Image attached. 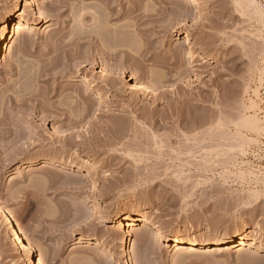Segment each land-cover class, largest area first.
<instances>
[{
	"label": "rangeland",
	"instance_id": "obj_1",
	"mask_svg": "<svg viewBox=\"0 0 264 264\" xmlns=\"http://www.w3.org/2000/svg\"><path fill=\"white\" fill-rule=\"evenodd\" d=\"M32 1L42 19L21 2L34 24L0 52V202L39 263L264 264V0ZM19 2L0 0V32ZM142 215L155 224L121 253ZM153 228L258 245L191 250ZM27 261L0 221V264Z\"/></svg>",
	"mask_w": 264,
	"mask_h": 264
},
{
	"label": "bare ground",
	"instance_id": "obj_2",
	"mask_svg": "<svg viewBox=\"0 0 264 264\" xmlns=\"http://www.w3.org/2000/svg\"><path fill=\"white\" fill-rule=\"evenodd\" d=\"M21 2H25L26 8L35 9L36 12H37L38 18L42 19V16H43L42 14L43 13H42L41 9L37 6V4L34 1H32V0H20V2L17 4L16 8L13 11V14L3 24L2 30L0 32V52H1V49L4 52H8L11 49V43L13 42V39L17 36L19 30L24 28V27H26L29 24L30 25L34 24V21H30L28 19L18 17L19 13L22 12V10H23ZM59 2L61 3V7H59L60 6ZM59 2L57 4H58L59 12H60V10L63 8V6H62L63 3H62V1H59ZM109 2H110V5L107 4V9L112 12L111 13L112 16H118L120 14L119 12L122 11L123 9H121L119 12L116 11L117 12L116 13V12L113 11V8L110 7V6L113 5V3L117 2V1H109ZM194 2L199 4V5H203V0H194ZM64 6H66V5H64ZM87 9H88V7H87ZM93 9H94V7H93ZM133 9H131V10H133ZM122 12H124V11H122ZM97 14L94 13V15H91L92 18L90 17L93 20V22H96V23L95 24L93 23L94 26L91 25L92 26V29H91L92 31L90 30L89 32H91L92 35L90 34L91 37H89V38L87 37V38H88V40H90L89 44H91V46L93 48L96 47V48L99 49V47H100V52L99 53L101 55L103 54L104 59H105L107 57V55H106L107 52L105 51L106 52L105 53L104 50L101 47V45L103 46V42H101V40L103 41L104 39H100L99 40L98 37H95L97 34L96 35L94 34V31L96 30L97 22L99 20L98 17H97ZM111 14H110V16H111ZM94 27H95V29H94ZM188 44L191 45L192 43H188ZM193 50L194 49L191 48L192 52H193ZM147 55H148V53L145 54V56H147ZM196 56L199 57L200 55L197 53ZM108 57H109V55H108ZM111 57H112V55H111ZM115 57L117 58V56H115ZM125 58H129L130 59L131 55H129V53H128V54H126ZM125 58L124 57L121 58V59H124V61L121 60L122 61L121 62L122 65H123V62L125 63ZM132 59H134L133 56H132ZM131 66L132 65H130V67ZM136 66H137V68H135V69L138 70V65H136ZM0 67H1V64H0ZM136 72L134 74V76H136V87H138V88H140V87L141 88H146L145 90H147V87H146V85H144V82H145L146 79H148V76H147L148 73L146 72V70L144 68L140 69V67H139V70L136 71ZM116 85H118V84H116ZM115 88H116V86H115ZM116 89H117V91H116L117 95L121 94V90L118 89V88H116ZM142 91L144 92V90H142ZM59 162L61 164H64L61 161H58V163ZM48 163H50V162L49 161L44 162V165L42 167H47V165H49ZM67 169L72 171L74 174L75 173L78 174V176H80V177H87V176L90 175V172L88 170H83L81 168L67 167ZM90 197L94 201V205H95V208L97 210L96 214H98V218L101 219V220L107 219L108 218L107 213L99 209L100 208V203H101L99 198L95 194H91ZM0 221H2V223L6 227V230H7L8 234H9V238L14 243H16V245L18 247H20L22 255L26 258V260H28L27 263L28 264H40L39 260L37 258L35 247H34L33 243L27 240L24 231L21 228H19V225L17 224V222L11 217V215L9 214V211L5 208V206L1 202H0ZM154 224H155V221L153 220V218L152 217H148L146 215L134 216L127 223H124V226H126L128 228V231L126 232V235L124 236V238L122 240V246H121L120 252L124 253V254H127L129 249H130V244H131L132 238L134 236L138 235L139 233H141V229L142 228L146 229V228H148V227H150L151 225H154ZM119 225H123L122 221H120ZM155 228H157V226ZM155 228L151 229L150 237H154V236H156V237L159 236L160 238L163 237L162 238L163 240L168 241L173 246H177V247H180V248L190 247L191 250H197V249L203 248V247L204 248H214L216 250H219V249H223V248L228 247V246H237V245H244V246H249L251 248H254L255 246L258 245L255 241L249 240V236H248V232L247 231L236 233L234 235H231L230 237H226V238L221 239V240H219L217 242H211V241L197 239V238L189 239L188 237L163 236ZM82 241H83V244H93L94 243L93 242L94 239H92L90 237H87V236L82 238ZM96 244H97L96 246L100 247V244H98L97 242H96ZM101 252H104L105 254L113 253V251H111V250H109L107 248L106 249H102Z\"/></svg>",
	"mask_w": 264,
	"mask_h": 264
}]
</instances>
